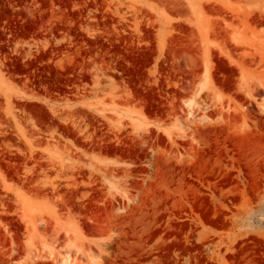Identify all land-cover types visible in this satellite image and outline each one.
Returning a JSON list of instances; mask_svg holds the SVG:
<instances>
[{"label":"rangeland","instance_id":"obj_1","mask_svg":"<svg viewBox=\"0 0 264 264\" xmlns=\"http://www.w3.org/2000/svg\"><path fill=\"white\" fill-rule=\"evenodd\" d=\"M67 255L264 264V0H0V264Z\"/></svg>","mask_w":264,"mask_h":264},{"label":"bare ground","instance_id":"obj_2","mask_svg":"<svg viewBox=\"0 0 264 264\" xmlns=\"http://www.w3.org/2000/svg\"><path fill=\"white\" fill-rule=\"evenodd\" d=\"M189 103H193L192 102V100H189ZM62 264H66V263H69L70 262V256L69 255H67V256H65L61 261H60Z\"/></svg>","mask_w":264,"mask_h":264}]
</instances>
